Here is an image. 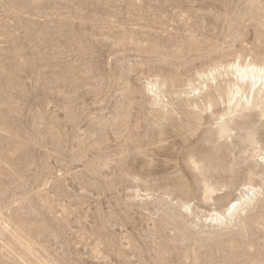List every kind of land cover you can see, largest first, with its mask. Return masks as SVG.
<instances>
[{
  "label": "rangeland",
  "instance_id": "374dc122",
  "mask_svg": "<svg viewBox=\"0 0 264 264\" xmlns=\"http://www.w3.org/2000/svg\"><path fill=\"white\" fill-rule=\"evenodd\" d=\"M238 63L264 0H0V264H264Z\"/></svg>",
  "mask_w": 264,
  "mask_h": 264
},
{
  "label": "bare ground",
  "instance_id": "6f19581e",
  "mask_svg": "<svg viewBox=\"0 0 264 264\" xmlns=\"http://www.w3.org/2000/svg\"><path fill=\"white\" fill-rule=\"evenodd\" d=\"M229 68H230L231 72L236 75V79L238 81H240L241 83H246L244 85H247V86L251 87L252 89L257 88V96L254 98V101L249 102L248 105H250V109H252V110L256 109L257 111H259L258 115L263 114V112H264V68L256 65L255 63L250 64V65L245 66V67H243L242 65H240V63H238V64L231 65ZM215 71H217V70H215ZM209 77L213 78V77H215V75L213 76L212 73H210ZM193 92H194V90H193ZM226 93L229 95V90ZM249 117H251V116H249ZM238 124L239 123H237V126H238ZM242 124H243L244 128H241V129L243 131L247 132L248 135L251 134L253 131L252 130V124L247 123L246 121L243 122ZM206 193L209 194V196H211L213 194V192L208 188L206 189ZM253 199H254V197L249 196L247 200H243V201H239V202L235 203L227 211L228 216L229 217L235 216V214L238 211L243 210V207L250 204L253 201ZM215 219H216V221H219V222L223 221L220 216H216Z\"/></svg>",
  "mask_w": 264,
  "mask_h": 264
}]
</instances>
